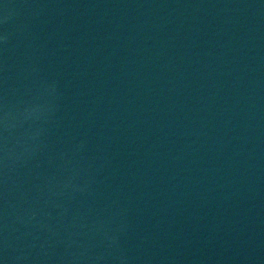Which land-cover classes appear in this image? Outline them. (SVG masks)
Returning <instances> with one entry per match:
<instances>
[{
	"label": "water",
	"instance_id": "water-1",
	"mask_svg": "<svg viewBox=\"0 0 264 264\" xmlns=\"http://www.w3.org/2000/svg\"><path fill=\"white\" fill-rule=\"evenodd\" d=\"M0 264H264V0H0Z\"/></svg>",
	"mask_w": 264,
	"mask_h": 264
}]
</instances>
